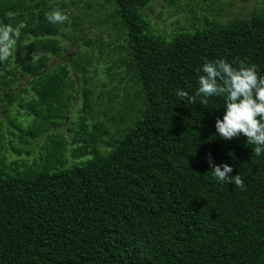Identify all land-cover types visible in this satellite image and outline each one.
Listing matches in <instances>:
<instances>
[{"label":"trees","instance_id":"obj_1","mask_svg":"<svg viewBox=\"0 0 264 264\" xmlns=\"http://www.w3.org/2000/svg\"><path fill=\"white\" fill-rule=\"evenodd\" d=\"M151 1L86 0L80 13L75 0H0V92L17 80L1 53L12 48L31 76L17 105L32 119L10 121L29 145L45 136L32 164L0 146V264H264V7L223 21L209 0L202 26L165 36ZM92 10L117 31L107 50L53 63L68 58L62 28L92 41ZM109 50L135 84L115 134L84 86L87 63ZM80 86L72 152L84 158L68 164L57 128Z\"/></svg>","mask_w":264,"mask_h":264},{"label":"rangeland","instance_id":"obj_2","mask_svg":"<svg viewBox=\"0 0 264 264\" xmlns=\"http://www.w3.org/2000/svg\"><path fill=\"white\" fill-rule=\"evenodd\" d=\"M78 2V6H74L75 10L82 13L85 12V1L86 0H75ZM223 7L219 10L221 19L223 21L232 18L235 15H248L254 7H264V0H216ZM209 0H152L150 6L147 8L146 13L150 26L155 33H162L165 36L173 35L178 29L190 30L194 26H202L205 18H209L213 15L208 9ZM214 5V4H213ZM90 19L86 22V32L84 39H92L83 42L82 44L76 41V38L69 39L64 33H68L67 29H61L59 36L60 42L63 46H66V50L63 54L67 55L68 58H62L60 56H52L51 61L53 63L60 61H69V67H72V61L70 57L73 55L83 54H100V50L97 48L100 44L103 49L107 50V43H111L116 36V29L112 26L111 22L104 24H97L96 20L101 17L100 13H93V10L89 12ZM200 18V20H199ZM68 37V38H67ZM85 43V44H84ZM64 51V50H63ZM3 56L9 57V63L11 66L16 67L15 76L17 80L7 88L6 93L0 92L2 101L0 104L8 105V112L0 115V146L2 153L7 157L8 161H21L25 160L26 163L32 164L38 157L44 154L43 149H39V145L44 142V135H38L35 140H31V144H27L22 141L19 137V130L16 128V124L19 123L22 126H26L30 123L32 116L28 113L26 108L18 107V101L21 98L29 99L32 96L31 88V76L22 75L20 72V66L16 65L14 58V50L6 49L1 52ZM95 56V57H96ZM118 57L116 51H111L107 54H103L100 58H93L87 63L86 75L90 78V82L85 83L84 86H90L93 89L94 103H100L96 106L97 111L94 112L93 119L96 121H104L109 125V131L111 134H115L119 127L118 116L122 114V107L127 105V98L133 100L132 86L135 85L124 76L123 68H117V64L112 63ZM113 67H112V66ZM107 67L110 70H107ZM0 73L1 64H0ZM75 73V72H73ZM83 86H80V90L76 95V98L70 103V113L67 116V120L63 121L62 124L57 128L61 134L68 141L67 148L64 152L68 164L71 162H78L83 160L84 156L73 153L72 149L75 148L77 143L72 140V135L79 130L78 112L81 110L83 104V96L81 90ZM10 95V96H9ZM13 97L12 102L9 100ZM129 100V101H130ZM128 101V102H129ZM111 108L106 115L102 113L104 108ZM99 107V108H98ZM90 117L87 119L89 123L92 122ZM70 128V129H69ZM108 136L104 139L107 140ZM14 149L12 148V146ZM22 150H18V148ZM105 148V143L102 144ZM31 148L30 154L24 152V149Z\"/></svg>","mask_w":264,"mask_h":264}]
</instances>
